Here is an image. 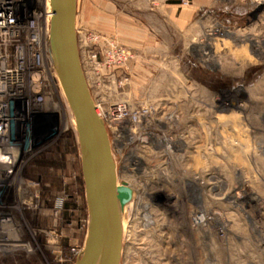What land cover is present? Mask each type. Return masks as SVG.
<instances>
[{
    "label": "rangeland",
    "instance_id": "rangeland-1",
    "mask_svg": "<svg viewBox=\"0 0 264 264\" xmlns=\"http://www.w3.org/2000/svg\"><path fill=\"white\" fill-rule=\"evenodd\" d=\"M137 1L100 0L113 18L77 30L104 32L126 46L119 34L121 11ZM139 1L150 12L175 3L178 18L194 3ZM202 2L204 9L187 28L161 18L165 48L153 78L137 76L132 66V103L156 109L146 126L127 122L119 141L110 133L119 180L135 190L122 264H264V55L251 62L253 41L264 39V0ZM216 22L229 32L222 43L212 37L214 45L206 35ZM207 42L215 60L202 57ZM61 102L58 114L36 116L30 128L34 155L24 175L45 185L44 208L11 210L18 244L26 246L2 253L0 264H70V249L86 238L80 151ZM61 193L68 199L56 217ZM11 196L6 192L2 201ZM198 213L206 217L203 226L194 221Z\"/></svg>",
    "mask_w": 264,
    "mask_h": 264
},
{
    "label": "built area",
    "instance_id": "built-area-1",
    "mask_svg": "<svg viewBox=\"0 0 264 264\" xmlns=\"http://www.w3.org/2000/svg\"><path fill=\"white\" fill-rule=\"evenodd\" d=\"M33 1L0 0V209L6 210L0 211V255L26 246L18 244L20 229L11 210L44 208L45 185L24 175L28 159L34 155L30 128L36 116L58 114L63 101L50 59L51 6L47 0ZM77 35L97 114L109 134L119 141L127 122L135 129L146 126L156 109L148 102L131 101L132 66L138 62V55L98 32L79 29ZM36 74L39 79L34 78ZM6 192L12 193L8 203L2 201ZM66 199L65 193L56 198V217ZM204 216L198 213L195 223L201 224ZM84 226L86 232L88 220ZM84 244L85 240L81 244L77 238L70 249V264L81 257Z\"/></svg>",
    "mask_w": 264,
    "mask_h": 264
},
{
    "label": "water",
    "instance_id": "water-1",
    "mask_svg": "<svg viewBox=\"0 0 264 264\" xmlns=\"http://www.w3.org/2000/svg\"><path fill=\"white\" fill-rule=\"evenodd\" d=\"M50 6V59L75 120L88 212L84 249L75 264H122L127 207L134 202L135 190L119 180L110 134L97 114L83 68L78 0H50ZM34 78L39 79V74Z\"/></svg>",
    "mask_w": 264,
    "mask_h": 264
},
{
    "label": "crops",
    "instance_id": "crops-1",
    "mask_svg": "<svg viewBox=\"0 0 264 264\" xmlns=\"http://www.w3.org/2000/svg\"><path fill=\"white\" fill-rule=\"evenodd\" d=\"M202 1L194 0L193 6L189 10H183L179 18L177 16L179 6L175 3L168 4L165 10L160 9L155 12H150L148 4L139 0L136 3H128L126 8L124 6L121 11L119 34L126 47L138 55L134 70L137 76L150 80L154 77L155 71L159 70V62L162 60L160 51L165 48L160 38L161 28L164 26L161 18L169 20V25L172 23L174 27L187 28L192 24L199 10L204 9L205 4ZM106 16L113 18L106 10L102 11L100 0H85L83 5L78 0L77 27L95 26L102 17ZM103 35L114 37L104 32Z\"/></svg>",
    "mask_w": 264,
    "mask_h": 264
},
{
    "label": "bare ground",
    "instance_id": "bare-ground-1",
    "mask_svg": "<svg viewBox=\"0 0 264 264\" xmlns=\"http://www.w3.org/2000/svg\"><path fill=\"white\" fill-rule=\"evenodd\" d=\"M49 3H50V0H47ZM210 26H212V25H210ZM207 32L209 33V34H207L206 35V37H208L209 36V38L207 39L208 41H210L211 43H213L214 45L217 43H222L223 41H225L226 39H224V38H226V36L228 35V30L226 31V30H224V28L223 27H221L219 24H217V22L213 25V27H211V29H209L208 28V30H207ZM216 36H218V38H216ZM212 37H214L215 38V42L216 43H214V38H212ZM221 37H223V39L221 38ZM211 43H206L207 45H205L204 46V50H203V48H201V51H202V57H203V59L205 58L204 56H207V58H208V56L209 57H211L212 59H214L215 60V58H216V53L214 52V48L212 47L213 46V44H211ZM254 48H255V50L254 51H252V55H254V58L252 59L253 61H251V62H256L257 61V59H256V55H257V53H261V54H263L264 55V39H262L261 41H253V45H252ZM208 49V48H210L209 49V51L210 52H205V49ZM238 51V50H237ZM250 57V56H249ZM207 64V63H206ZM223 98V97H222ZM220 99V98H219ZM225 99V98H224ZM64 101H65V103H64ZM219 100H217V102H218ZM222 102V101H221ZM63 104H64V107H65V110H66V112H68L69 113V116L71 117V122H72V124H73V126H74V130H76V125H75V120H74V117H73V115H72V112H71V110H70V108H69V106H68V104H67V102H66V100L64 99L63 100ZM63 113H65V112H63ZM117 161V160H116ZM213 185H215V184H212V186ZM131 187V186H130ZM131 206V205H130ZM129 206V207H130ZM129 207H127V212H128V208ZM150 216V215H149ZM201 224H199L200 226L202 225H205L206 224V217L204 216L202 219H201V222H200ZM17 239V238H16ZM57 255V254H56ZM55 255V256H56ZM57 256H59L60 257V255H57ZM56 256V257H57ZM58 260V259H57Z\"/></svg>",
    "mask_w": 264,
    "mask_h": 264
},
{
    "label": "flooded vegetation",
    "instance_id": "flooded-vegetation-1",
    "mask_svg": "<svg viewBox=\"0 0 264 264\" xmlns=\"http://www.w3.org/2000/svg\"><path fill=\"white\" fill-rule=\"evenodd\" d=\"M16 242H18L17 239H16ZM56 254H57V255H60L59 252H54V255H56ZM57 258H59V256H58Z\"/></svg>",
    "mask_w": 264,
    "mask_h": 264
}]
</instances>
